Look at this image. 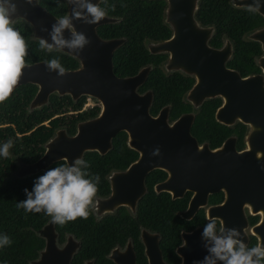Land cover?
<instances>
[{
    "label": "water",
    "instance_id": "1",
    "mask_svg": "<svg viewBox=\"0 0 264 264\" xmlns=\"http://www.w3.org/2000/svg\"><path fill=\"white\" fill-rule=\"evenodd\" d=\"M64 1L66 4L64 13L61 16H55L37 0H32L31 3H27L26 0H10V3L16 5V12L12 19H22L30 27L33 38L38 41L44 39L52 44V25L66 15L71 17L73 9L83 11L77 3H71L70 0ZM98 1L90 0L93 4ZM196 3L197 0H164L162 20L169 27V35L147 42L146 49L152 53L167 52L166 67L193 75L194 79L186 92V97L192 104L199 103L204 97L219 95L221 103L215 115L222 119L225 114H230L232 120H241L248 125L246 134L248 141L258 143V140L262 138V144H264V0H259L260 7L256 11L263 18V23L245 33V37L258 42L260 53L254 60L259 71L244 75H239L236 69L224 64L231 49L227 38H224L218 47L207 43L213 32V26L199 24L194 18ZM230 3L249 8L255 7L256 0H230ZM111 20L113 17L106 15L98 23L89 25L83 20L72 19L73 30L84 33L90 43L79 52L53 47L76 59L77 64L74 67L65 68L63 75H58L57 70L49 71L46 66L48 61L43 59L26 63L27 66L23 70L19 83L31 82L35 85V90L28 100L27 109L44 104L50 93L67 94L71 99L88 94L97 100L99 107L94 115L76 120L72 133H66L62 126L55 127L51 135L42 143L41 153L35 159L21 163L18 175L35 172L59 158L72 164L84 150L103 152L109 146L111 136L118 130L125 132V141L128 146L142 147L141 152L145 153L150 150L152 153L161 151L158 147L164 146L169 137H181L175 142L179 145L194 146L188 132L190 112L179 114L170 122L166 120V105L160 107L154 115L148 112L150 90L138 92L136 87L145 78L149 65H141L135 72L126 75H116L112 71L110 55L123 38L101 37L95 30L97 24ZM63 38L70 40L71 31L64 30ZM150 145L153 147L150 148ZM224 149L225 146L222 145L212 151L201 150L199 154H194L193 147L184 148L185 151L190 152V158L207 162H211L219 155L223 156ZM246 152H236L232 149L230 159L232 188L225 189L226 197L231 195L234 197L237 193L240 195L243 178L251 175L252 168L245 164V161L249 159ZM143 160H147V157L140 156L136 163ZM161 160L160 156L153 157L155 163ZM261 160L264 161V158ZM147 166L149 165L139 170L136 167L135 173L139 180ZM132 167L133 165H130L121 172V175L128 178L125 183L120 182L119 176L112 177V197L116 200L124 199L121 197L123 196L121 191L131 190V200L141 192L140 188L135 190L131 188ZM199 167L209 168L208 165ZM50 245V240L46 238L44 250L40 252L39 259L32 260L30 263L67 264L72 249L65 245L60 248L59 254L53 256L49 252ZM203 255H209L208 251ZM192 256L193 250L190 247L186 250L182 264H194Z\"/></svg>",
    "mask_w": 264,
    "mask_h": 264
},
{
    "label": "flooded vegetation",
    "instance_id": "2",
    "mask_svg": "<svg viewBox=\"0 0 264 264\" xmlns=\"http://www.w3.org/2000/svg\"><path fill=\"white\" fill-rule=\"evenodd\" d=\"M224 38L222 37L218 44H211L208 40L207 43L210 46L218 47ZM149 41L154 40H145V44ZM230 48L231 54V42ZM162 53L165 55L160 61L159 67L164 73L177 71L182 75L190 76L191 82L193 81V75L166 67L167 52ZM257 55L253 56L254 63ZM228 58L224 61L225 66L234 68L226 64ZM257 71H259L258 66L257 70L244 74ZM188 87L180 94V100L185 103V108L178 110L175 115L170 114L169 103L159 105L154 112H150L148 109V112L154 115L160 107L166 105L167 122L179 114L190 112L188 132L194 146L179 145L175 142L181 137H169L164 146L158 147L161 151L153 154L154 152L152 153L151 150L146 153L141 152L142 147L128 146L124 138V144L126 148L131 149V152H120V154L110 157V154L106 153L110 143L103 152L93 150L95 154L92 155L97 158L93 163L98 165L100 182L95 204L89 217L86 220L77 219L60 225L54 223L50 216L40 212L36 215L42 214L43 218L38 225H32L28 221L21 223L20 230H18L20 233L32 231L41 241L35 249V255L28 260V264H31L32 260L39 259L40 252L44 250L46 238L51 242L49 252L53 256L59 254L60 248L65 245L72 249L67 264H70L73 254L82 241H85L86 247L81 251L80 264H182L186 250L190 247L193 250L192 260L194 262L203 261L205 257L203 254H207V249L202 232L204 226L209 222V216L216 219L217 229L221 226L225 231L230 228L237 229L241 234L239 239L249 248L261 242L264 243V161L261 160L264 158L263 140L260 138L258 143L249 142L246 136L248 131L246 123L239 119L232 120L230 114H225L222 119L215 115V111L221 103L219 95L207 96L199 103L192 104L186 97ZM145 89L150 90L144 88L137 91L142 92ZM211 98H215L217 103L213 105L207 103L200 112L202 102ZM95 104L99 107L98 102ZM83 107L81 106V108ZM197 113L204 120L203 123L208 121V134L197 136L191 131ZM239 125H241L240 134H237ZM222 145L225 146L223 156L219 155L211 162L190 158V152L184 150L185 147L190 146L193 147L194 154H199L201 150L212 151ZM151 147L153 145H150ZM232 149L236 152L247 151L246 155L249 159L245 161V164L252 170L248 178H243V184L240 186L242 193L240 195L237 193L234 197L227 196V198L225 189L232 188L230 160ZM84 151L79 158L83 159ZM140 156H146L147 160L137 164ZM155 156H160L161 162L155 163L153 161ZM59 159L65 163L64 159ZM23 162L28 161L15 163V167L11 171L13 175L22 177L29 174L18 175L17 172L21 170ZM130 165H133L134 172L131 171V188L133 190L140 188L141 192L131 200V190L121 191V195H123L121 197L124 199L116 200L112 197V177L119 176L120 182L125 183L128 178L121 175V172ZM145 165L149 166L143 171L139 180L135 169L137 167L139 170ZM200 165H208L209 168H200ZM88 170H92L91 166ZM137 184L138 186H136ZM143 196H145L144 200L141 201ZM148 198L154 200L147 203ZM151 205L156 206L162 212L160 226L155 224L157 217L151 216ZM184 241L187 242L186 247H182ZM90 247L92 250H89ZM216 263L222 264L220 261Z\"/></svg>",
    "mask_w": 264,
    "mask_h": 264
},
{
    "label": "trees",
    "instance_id": "3",
    "mask_svg": "<svg viewBox=\"0 0 264 264\" xmlns=\"http://www.w3.org/2000/svg\"><path fill=\"white\" fill-rule=\"evenodd\" d=\"M37 1L55 16H61L65 11L64 0H59V7L57 0ZM96 4L113 17V20L95 26L97 34L101 37L123 38L111 52L112 71L116 75H126L135 72L141 65H149L145 78L136 87L137 90H151L149 111L154 112L163 103H169L171 115L184 109L185 103L180 100V94L189 86L191 77L177 71L164 73L159 63L165 54L149 52L145 46V40H157L169 35V27L162 20L164 0H99ZM193 16L199 24L213 26V32L208 38L211 44H218L222 37L230 40L232 50L226 61L227 65L236 68L239 74L257 70L253 56L260 52L258 42L248 39L244 34L263 23L259 13L250 11L248 7L232 5L230 0H197ZM13 26L28 44L26 63L58 58L64 68L77 64L74 57L63 51L54 48L51 51L41 49L39 41L31 36L30 27L22 19H14ZM34 90L35 85L31 82L19 83L10 99L0 104V145L8 140L13 141L10 157H0V235L6 234L12 241L10 245L0 248V264H28V260L35 255V249L41 242L39 238L32 231L20 233L18 230L25 221L38 225L43 215L25 212L23 208H17V203L26 199L24 189L31 191L39 176L63 164L60 159L55 160L43 169L20 177L11 173L15 163L37 157L42 151V143L55 127L62 126L67 133L72 132L75 120L94 115L98 108L97 104L81 108L82 95L71 99L67 94L50 93L44 104L27 109L28 100ZM207 103L213 105L217 100L211 98L202 102L200 112ZM199 113L191 127V131L197 136L208 134L209 131L208 121L203 123ZM240 129L241 125L236 131L237 134H240ZM124 138L123 130H118L111 136L110 147L106 150L110 157L120 152H131V149L126 148ZM92 154L95 151H84L83 160H88L91 166L92 170L88 172L96 175L99 168L93 163L97 158ZM144 197H141V201ZM152 200L154 199L148 198L146 202ZM150 212L151 216L157 217L155 224L160 226L162 212L153 205L150 206ZM85 247V241H82L70 264H80L81 251Z\"/></svg>",
    "mask_w": 264,
    "mask_h": 264
},
{
    "label": "clouds",
    "instance_id": "4",
    "mask_svg": "<svg viewBox=\"0 0 264 264\" xmlns=\"http://www.w3.org/2000/svg\"><path fill=\"white\" fill-rule=\"evenodd\" d=\"M26 2L31 3L32 0ZM70 2L77 3L83 11L73 9L71 17L66 15L57 20L51 29L53 43L49 44L46 40L40 39L41 49L51 51L56 46L76 52L82 51L90 40L84 33L73 30L72 19H80L91 25L98 23L107 15L99 4H93L90 0ZM57 6H60L59 0ZM259 7V0H256L255 7L250 6L249 10L258 11ZM15 12L14 3H10V0H0V104L10 99L27 66L25 57L28 55V44L13 26L12 17ZM66 29L71 31L70 40L63 38ZM46 66L49 71L57 70L58 75H63L66 71L58 58L51 59ZM12 147V140L0 145V157L9 158ZM89 167L88 162L76 158L72 164L65 162L47 170L34 181L31 191L24 189L26 199L18 202L17 208H23L25 212H43L50 216L54 223L60 225L77 219L86 220L94 207L100 182L98 174L91 175L87 171ZM208 221L203 228L202 238L206 241L205 248L209 255H206L203 261H196L194 264H216L217 261L222 264H264V243L249 248L239 239L241 234L237 229L230 228L225 231L223 226L217 229V221L211 216ZM11 243L8 235H0V248ZM186 246L187 242L184 241L182 247ZM180 258L183 259L182 256Z\"/></svg>",
    "mask_w": 264,
    "mask_h": 264
},
{
    "label": "rangeland",
    "instance_id": "5",
    "mask_svg": "<svg viewBox=\"0 0 264 264\" xmlns=\"http://www.w3.org/2000/svg\"><path fill=\"white\" fill-rule=\"evenodd\" d=\"M95 103H97V100L94 97H92L88 94L82 95V104H81L82 107L83 106H89V105L95 104Z\"/></svg>",
    "mask_w": 264,
    "mask_h": 264
}]
</instances>
